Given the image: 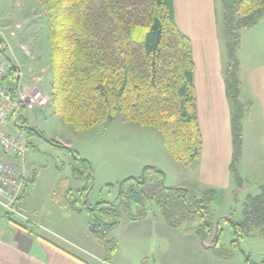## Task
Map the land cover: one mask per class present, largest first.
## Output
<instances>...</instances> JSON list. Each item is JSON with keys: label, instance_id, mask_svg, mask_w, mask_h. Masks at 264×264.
Returning <instances> with one entry per match:
<instances>
[{"label": "trees", "instance_id": "trees-1", "mask_svg": "<svg viewBox=\"0 0 264 264\" xmlns=\"http://www.w3.org/2000/svg\"><path fill=\"white\" fill-rule=\"evenodd\" d=\"M36 2L42 6L48 33L51 73L48 105L51 104L54 113L76 130L122 115L124 120L159 130L166 151L175 160L190 163L198 158L202 138L196 114L194 62L190 40L175 22L173 0ZM219 3L224 40L222 76L232 135L228 169L236 188H240L242 121L249 103L240 100L238 49L242 33L264 18V0H219ZM10 68L16 84L18 76L13 71L17 67L11 64ZM29 130L36 131L32 127ZM60 146L74 160L78 159L74 150ZM72 171L82 174L74 165ZM163 177L160 169L145 166L140 176H128L121 181L114 200L99 201L93 206L71 201V207L89 213L97 239L117 227L122 215L132 221L142 220L153 206L171 228L198 215L201 222L197 232L204 236L213 228L208 205L216 190L207 188L199 197L187 188L165 186ZM87 190L83 189L82 198ZM24 192L23 188L18 199ZM97 214L112 220L103 222ZM230 222L235 234L232 243L253 231L264 236V183L259 185L258 194L245 196L242 219ZM217 233L216 228L215 240ZM218 254L221 251H215L220 257Z\"/></svg>", "mask_w": 264, "mask_h": 264}, {"label": "rangeland", "instance_id": "rangeland-1", "mask_svg": "<svg viewBox=\"0 0 264 264\" xmlns=\"http://www.w3.org/2000/svg\"><path fill=\"white\" fill-rule=\"evenodd\" d=\"M240 46L238 57L241 60ZM249 52L245 48L243 56L247 58ZM0 58L7 65L17 67L18 88L37 86L51 96L48 33L42 6L36 0H0ZM18 122L21 127L15 130L22 132L28 142L23 165L25 192L15 205L22 216L6 215L2 211V218L5 222L8 219L21 222L28 230L59 242L65 241L83 254H89L88 258L93 257L96 264H114L116 258L128 259L134 264H153L150 256H140L138 251L139 244L145 245L139 242L143 239L140 235L150 232L151 229L145 228L151 224L138 228L137 222L122 215L117 227L97 239L90 226L89 213L73 209L71 201L92 205L114 200L118 183L128 176H140L145 166L160 169L167 187L179 188L178 184H185L199 197L208 188L197 182L194 162L175 160L169 155L159 130L124 120L122 115L76 130L54 113L49 104L32 110L22 108ZM29 127L35 128V133L30 132ZM60 145L74 150L78 159L74 160ZM4 159L22 167L14 158L6 156ZM73 165L81 175L72 171ZM210 188L216 190L208 205L213 228L204 236L199 235L201 219L195 215L192 221L171 230L173 234L186 235H178L185 242L177 245L185 247L187 243V264H264V236L253 231L232 243L235 234L230 222L242 219V202L247 194H258L259 185L242 183V190L235 194L229 187ZM83 189L88 190L82 198ZM96 216L106 223L112 220ZM146 217L163 221L155 206ZM216 228L217 239L213 241ZM193 239H197L196 244ZM215 251H221L220 257ZM156 259L162 264L158 257Z\"/></svg>", "mask_w": 264, "mask_h": 264}, {"label": "crops", "instance_id": "crops-1", "mask_svg": "<svg viewBox=\"0 0 264 264\" xmlns=\"http://www.w3.org/2000/svg\"><path fill=\"white\" fill-rule=\"evenodd\" d=\"M173 9L179 30L190 40L194 62L196 114L202 138L198 158L193 161L197 182L208 188L229 187L239 192L242 189L235 187L228 169L232 135L230 106L222 76V8L219 0H173ZM240 44V100L249 103V107L242 121L238 172L242 183L260 185L264 183V18L242 33ZM245 48L250 51L247 58L243 56ZM178 187L187 188L185 184ZM0 210L4 211L1 207ZM2 216L0 213V264H96L93 257L88 258L89 254L84 253L86 257L73 245L28 230L21 222L12 219L5 222ZM135 222L138 228L151 224L145 228L151 229L150 232L140 235L143 239L139 242L145 244L138 245L140 256H150L153 264H159L157 257L162 264H187V243L185 247L177 245L185 242L179 236L186 235L171 233L173 229L158 219L146 217ZM196 240L193 239L195 244ZM192 252L190 248V254ZM114 264L134 262L116 258Z\"/></svg>", "mask_w": 264, "mask_h": 264}, {"label": "built area", "instance_id": "built-area-1", "mask_svg": "<svg viewBox=\"0 0 264 264\" xmlns=\"http://www.w3.org/2000/svg\"><path fill=\"white\" fill-rule=\"evenodd\" d=\"M11 65L0 58V207L10 213L22 216L15 206L24 188V156L27 140L22 132L15 130L22 108L29 110L44 108L50 97L37 86L30 89L18 88L11 76ZM13 71L19 78V72ZM15 84V85H14ZM9 156L17 162L5 160Z\"/></svg>", "mask_w": 264, "mask_h": 264}, {"label": "water", "instance_id": "water-1", "mask_svg": "<svg viewBox=\"0 0 264 264\" xmlns=\"http://www.w3.org/2000/svg\"><path fill=\"white\" fill-rule=\"evenodd\" d=\"M2 52H3V50H2ZM120 183H121V181L118 183V188H119V186H120ZM116 198V197H115ZM93 206V205H92ZM92 206H90V208L92 209Z\"/></svg>", "mask_w": 264, "mask_h": 264}]
</instances>
